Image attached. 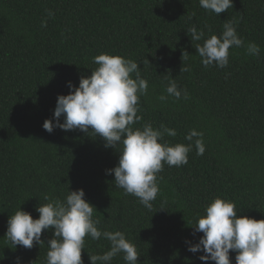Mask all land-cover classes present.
Instances as JSON below:
<instances>
[{"label": "trees", "instance_id": "obj_1", "mask_svg": "<svg viewBox=\"0 0 264 264\" xmlns=\"http://www.w3.org/2000/svg\"><path fill=\"white\" fill-rule=\"evenodd\" d=\"M229 20L244 45L229 49L227 67L205 68L196 45L219 37ZM192 26L204 31L200 41L187 34ZM250 42L259 55L247 53ZM102 53L138 62L147 81L137 113L142 119L133 129L163 124L176 135L158 142L192 145L187 164H164L157 174L160 191L150 210L106 173L117 166L121 146L105 147L90 129L43 128L46 119L55 123L57 97L69 94L68 82L78 87ZM173 79L187 99L168 96ZM192 129L203 133L202 155L196 138L185 139ZM79 189L95 207L98 229L124 233L138 264H215L188 247L203 236L194 224L217 197L234 202L238 216L264 219V0H233L219 15L199 0H0V264L17 258L46 264L53 230L42 231L45 243L12 248L7 221L19 209L38 219L45 196L64 201ZM108 250L103 236H86L83 264ZM123 255L110 264H126ZM229 255L236 264V253Z\"/></svg>", "mask_w": 264, "mask_h": 264}, {"label": "clouds", "instance_id": "obj_2", "mask_svg": "<svg viewBox=\"0 0 264 264\" xmlns=\"http://www.w3.org/2000/svg\"><path fill=\"white\" fill-rule=\"evenodd\" d=\"M199 4L203 9L219 15L233 7V0H199ZM187 34L195 41L205 36L204 31H198L195 26L188 28ZM243 45L234 21L229 20L224 23L219 37L211 35L202 46L197 44L196 50L205 68L213 65L225 68L229 63V49ZM246 51L249 55H259L260 47L250 42ZM188 56V52H183L185 60ZM93 62L98 67L90 76H82L78 87L68 82L69 94L57 97L55 123L53 119H46L43 128L49 133L54 128L84 133H89L90 129L105 141V147L116 149L121 146L117 166L106 170V173H114L115 186L122 188L125 195L138 198L150 210L153 206L151 202L160 191L157 174L163 170L164 164L169 167L187 164L192 145L158 142L164 140L165 134L176 135L174 129L163 124L159 129L151 123L133 129L132 125L142 119L137 115L140 97L148 90L138 62L103 53L95 56ZM166 92L176 99H187L189 96L186 89L182 92L178 88L174 79ZM168 96L161 95L159 99L166 101ZM202 137L203 133L195 129L185 137L188 141L196 138L197 155L205 151ZM84 197L83 189L69 191L64 201L45 196L44 199L49 202L37 207L38 219H33L26 211L17 210L7 221L6 240L12 248L22 246L31 249L34 243H45L41 240L43 230L52 229L55 238L47 241L46 264H83L85 237L99 240L103 236L110 242V250L102 255H90V264H110L120 253L124 254L126 264H138L136 246L120 231L99 230V221L93 219L95 207ZM194 229L195 232H202L203 236L198 243L190 245L188 251H203L204 255L199 257L201 261L231 264V250L236 253V264H264V219L238 216L234 202L215 198L206 206L205 215L197 218ZM16 264H19V258Z\"/></svg>", "mask_w": 264, "mask_h": 264}]
</instances>
